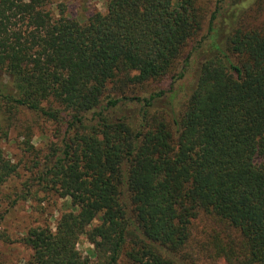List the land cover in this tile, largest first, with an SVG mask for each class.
<instances>
[{
    "label": "trees",
    "instance_id": "trees-1",
    "mask_svg": "<svg viewBox=\"0 0 264 264\" xmlns=\"http://www.w3.org/2000/svg\"><path fill=\"white\" fill-rule=\"evenodd\" d=\"M51 1L0 0V131L54 125L32 180L70 203L31 264H264V0Z\"/></svg>",
    "mask_w": 264,
    "mask_h": 264
},
{
    "label": "rangeland",
    "instance_id": "rangeland-1",
    "mask_svg": "<svg viewBox=\"0 0 264 264\" xmlns=\"http://www.w3.org/2000/svg\"><path fill=\"white\" fill-rule=\"evenodd\" d=\"M209 1V5L213 7L217 0ZM50 8L55 16H58L63 8L66 16L83 21L94 12H105L106 4L105 0H52ZM168 83L166 80L160 86L167 88ZM185 83V80L175 83L171 88L172 92L167 91L168 97L178 95V91L185 88ZM19 117L20 120H16L15 126L9 129L7 137L0 131V150L18 165L17 173L0 186V264H31L32 252L22 242V237L33 226H50L54 229L61 213L70 209L68 199L42 190L41 186L32 180L36 171L35 161L47 153L50 141L54 140V125L44 122L29 111ZM5 118V115L0 117L3 127L7 124ZM35 120H38L33 135L36 152L26 156L27 153L20 145L24 139L21 127ZM78 248L83 255L93 252V246L86 237L80 239ZM220 263L225 264L224 261Z\"/></svg>",
    "mask_w": 264,
    "mask_h": 264
}]
</instances>
